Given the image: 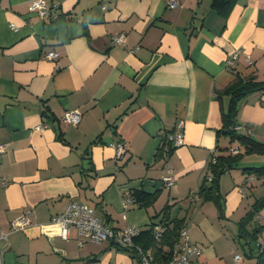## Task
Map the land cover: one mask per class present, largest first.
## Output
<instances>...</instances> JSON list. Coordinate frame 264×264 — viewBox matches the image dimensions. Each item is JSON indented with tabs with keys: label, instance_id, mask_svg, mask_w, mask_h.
I'll list each match as a JSON object with an SVG mask.
<instances>
[{
	"label": "crops",
	"instance_id": "0c3cea01",
	"mask_svg": "<svg viewBox=\"0 0 264 264\" xmlns=\"http://www.w3.org/2000/svg\"><path fill=\"white\" fill-rule=\"evenodd\" d=\"M33 1L0 0V229L32 211L31 225L9 234L3 264H136L109 241L79 246L75 229L63 240L51 219L71 201L112 229L148 228L167 206L201 251L191 264H233L231 233L264 200V178L242 168L264 166V155H243L220 177L221 215L214 202L188 198L212 156L243 152L220 132L230 101L216 92L235 74L264 81V1L235 0L225 17L212 0H176L175 8L168 0H45L59 5L54 20L30 13ZM117 35L121 45L112 43ZM48 51L59 57L45 59ZM66 110L81 113L77 126L61 122ZM180 121L183 144L157 158ZM236 123L264 143V94L239 101ZM119 141L127 146L121 161ZM167 166L170 188L161 184ZM134 189L157 198L148 208L124 207ZM254 215L264 221V206ZM261 230L242 241L251 258L238 255L235 264H257Z\"/></svg>",
	"mask_w": 264,
	"mask_h": 264
},
{
	"label": "built area",
	"instance_id": "2783aa9c",
	"mask_svg": "<svg viewBox=\"0 0 264 264\" xmlns=\"http://www.w3.org/2000/svg\"><path fill=\"white\" fill-rule=\"evenodd\" d=\"M264 1V0H262ZM168 7L175 8L178 6L176 0H168ZM59 5L57 3L48 4L45 0H35L29 5V12L35 13L42 20H54L56 18V11ZM12 30L16 27L14 24L10 25ZM123 35H117L112 38V43L114 45H121L123 42ZM59 57V53L55 51H48L45 53L44 58L47 60H55ZM237 54L234 53L231 59L228 60V67L232 68L234 66V60ZM61 122L71 126H77L81 122V113L78 110H66L61 116ZM43 126L40 125L37 129H41ZM237 130H244L250 132L249 127L237 126ZM171 147L176 148L183 144L184 142V132H183V122L180 121L177 124V131L173 135L168 137ZM7 145H0V154L3 153ZM116 149V159L123 160L126 152L127 146L124 141H119L115 145ZM229 152L232 155L239 153L237 148H231ZM164 158L167 154L164 153ZM215 156H212L210 163H215ZM211 179V176H208ZM175 183V177L172 174L171 169L167 166L166 173L161 179V184L167 188H170ZM189 201L195 203L199 199V195H192ZM131 204V199L129 198V193L126 195L124 200V207ZM125 219V215H123ZM32 223V211L26 209L23 213L14 218L9 222L8 230L0 229V264H3V256L8 249V236L12 232L24 230L26 227ZM51 223L59 229L60 237L63 240H68L70 232L72 229L77 231L79 235L78 245L82 246L85 242H91L95 244H100L103 242H112L120 249L125 251H132L136 257V264H158L155 261L154 256L149 250H144L141 246L133 243V238L139 234L140 228L134 227L132 225H126L121 229H112L102 220L96 217L95 209L89 207L83 203L71 201L65 210L51 219ZM165 231V226L163 224H157L153 227V235L155 240H159ZM171 259L166 264H191V259L195 256H199L201 251L197 245L192 243L190 240L188 230L182 227L179 230L178 239L174 243L171 251ZM235 261H240V256L234 257Z\"/></svg>",
	"mask_w": 264,
	"mask_h": 264
},
{
	"label": "trees",
	"instance_id": "16d2710c",
	"mask_svg": "<svg viewBox=\"0 0 264 264\" xmlns=\"http://www.w3.org/2000/svg\"><path fill=\"white\" fill-rule=\"evenodd\" d=\"M235 0H212V8L219 14L227 16ZM260 93L264 94V81H258L255 77H244L235 74L234 79L224 89L217 91L219 97L228 96L229 106L226 113L222 114L223 126L220 130L223 135L229 137L230 143H237L242 149V153L232 155L230 152L226 155L215 156V163L209 164V172L204 178V183L199 189V197L203 202H214L221 215L219 181L220 177L228 170L237 166L243 155L260 154L264 155V143H260L252 139L249 135L239 133L237 130L236 117L238 114V103L248 95ZM246 128L248 126H245ZM244 131V130H242ZM246 132V131H244ZM174 148L171 147L170 141L163 138L160 148L156 154L157 158L163 157L164 153L169 156ZM248 175H254L257 178H264V166L242 168ZM211 176V179H208ZM208 182V183H207ZM131 204L137 207L148 208L157 198V194H150L143 189H134L129 192ZM168 207L163 208L162 218L157 224H163L165 231L159 240L154 239L152 226L140 229L139 234L133 238V243L141 246L145 251L149 250L155 258L156 263L166 264L171 259V251L174 243L178 239L179 230L183 227V222L177 219L169 220L167 213ZM254 212L259 210L258 202L253 205ZM254 212H248L244 218L240 220L239 238L243 236L246 239H252L254 234L246 230V226L254 216ZM242 230V232H241ZM133 254L132 251H128ZM257 264H264V247H262L257 256Z\"/></svg>",
	"mask_w": 264,
	"mask_h": 264
},
{
	"label": "rangeland",
	"instance_id": "374dc122",
	"mask_svg": "<svg viewBox=\"0 0 264 264\" xmlns=\"http://www.w3.org/2000/svg\"><path fill=\"white\" fill-rule=\"evenodd\" d=\"M235 144H237V143H235ZM248 226H250V228ZM259 226H262V230H261L262 232H261V234H264V221H261V220L257 219L256 216L254 215L253 218L250 220V223L246 226V230H247V232H249V231L251 232L252 231L251 233L254 234V232L259 228ZM251 227H252V229H251ZM239 231H240V229H239ZM241 232H242V230H241ZM231 234L234 235L232 237V239L234 238L235 245H236V250L234 251V253L240 255L242 258H244L246 260L244 254L247 253V249L246 250L244 249V247H243L244 244L242 243V241L243 242L245 241V238H243L244 235L239 238L238 237L239 234L237 236V229L234 231V233H231ZM262 236H264V235H262ZM239 239H240V242L242 243V245L239 244ZM262 241H264V238H262ZM247 258H251L249 256V254H248V257ZM232 263L235 264V263H238V262H236L235 259H234V262H232Z\"/></svg>",
	"mask_w": 264,
	"mask_h": 264
},
{
	"label": "water",
	"instance_id": "95a60500",
	"mask_svg": "<svg viewBox=\"0 0 264 264\" xmlns=\"http://www.w3.org/2000/svg\"><path fill=\"white\" fill-rule=\"evenodd\" d=\"M259 206H260V207L264 206V200H261V201H260Z\"/></svg>",
	"mask_w": 264,
	"mask_h": 264
}]
</instances>
